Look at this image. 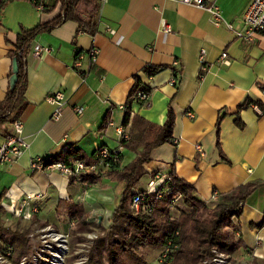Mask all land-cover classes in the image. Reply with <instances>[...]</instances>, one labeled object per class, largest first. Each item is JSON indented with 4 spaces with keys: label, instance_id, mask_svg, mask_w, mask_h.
<instances>
[{
    "label": "crops",
    "instance_id": "obj_1",
    "mask_svg": "<svg viewBox=\"0 0 264 264\" xmlns=\"http://www.w3.org/2000/svg\"><path fill=\"white\" fill-rule=\"evenodd\" d=\"M43 1L48 10L55 8L43 12L29 0H13L0 13V102L11 89L14 62L9 53L21 29L50 23L61 12L56 0ZM251 1L218 0L232 29L215 25L204 10L172 0H105L95 35L78 33V24L69 20L37 36L27 57V106L21 115L28 148L20 159L0 169L2 220L13 219V209L28 194H40V211L34 218L75 221L77 215L71 212L77 210L87 215L90 225L93 217L104 224L118 208L123 188L109 178V168L95 174L96 184L85 185L71 183L56 169L34 171L33 161L51 160L69 147L93 161L99 150L107 148L120 150L122 169L143 150L141 143H135V135L145 125L163 126L169 110L175 116L174 142L152 152L136 192L147 190L155 174L167 176L172 169L208 204L215 193L264 183V33L252 44L235 34L244 29ZM168 26L171 33L165 32ZM36 45L50 51L37 57ZM94 47L99 50L98 61L90 64L85 56L81 75L74 63ZM202 50L206 52L204 73L199 62ZM224 51L231 59L229 67L217 63ZM147 68L158 71L150 75ZM137 81L139 91H150L149 104L139 103L135 95L131 98ZM56 91L65 96L58 121L52 119L55 107L46 101ZM248 103L258 105L262 114L243 108ZM127 106L130 119L125 125ZM77 107H84V113L77 114ZM237 119L243 128L236 125ZM119 129L128 140L121 139ZM12 131L13 125L0 129V145ZM126 152L131 154L127 162ZM236 222L241 236L244 232L245 256L264 264V185L248 198Z\"/></svg>",
    "mask_w": 264,
    "mask_h": 264
},
{
    "label": "trees",
    "instance_id": "obj_2",
    "mask_svg": "<svg viewBox=\"0 0 264 264\" xmlns=\"http://www.w3.org/2000/svg\"><path fill=\"white\" fill-rule=\"evenodd\" d=\"M11 1L13 0L0 1V13L4 5ZM29 1L35 7L42 4L44 6L43 12L52 11L55 8L48 10V6L43 0ZM55 4L61 5L60 14L50 23L40 24L31 29L22 28L14 49L9 53L14 64H17V80L15 87L9 90L5 100L0 102V129L13 125L16 120L21 119V115L27 106L25 100L28 84L27 57L31 44L37 36L51 31L69 20L78 24V33L95 35L98 31V16L101 8L99 0H56ZM83 6L91 9L83 11ZM157 71V69L152 68L146 69L150 75ZM13 76L14 65L12 78ZM140 87V83L137 81L131 94L132 99L139 92ZM251 104L254 103H248L243 108H247ZM129 119L130 111L128 109L124 121L125 125L129 123ZM106 123L107 120H105L103 128L106 127ZM174 125L175 116L173 111L169 110L167 121L163 126L145 125L141 134L135 135V143H141L143 150L137 154L131 163L121 169V153L115 155L117 161L112 158L105 163L110 169L109 178L119 181L123 185L118 208L110 219L109 227L103 230L106 233L105 236L95 240V248H104L107 251V264H150L139 254V251L143 248L162 247L164 249L169 246L170 242L178 247L177 249L172 247L174 251L171 264H203L212 259L214 250L225 254H234L242 248L240 241L230 243L222 232L231 228L243 215L244 204L264 183H249L228 193L218 194V200L212 202L211 205L214 208H211L210 204L198 196L196 189L191 184L179 178L174 169L167 175L169 180L159 189V193L147 195L146 190L136 192V186L144 175L143 166L151 161L152 152L164 144H173ZM236 125L243 128V123L239 119H237ZM219 129L220 121L218 133ZM217 146L220 150L219 140ZM111 154L114 155V152ZM97 158L96 153L93 161L92 159L89 160L81 154L80 150L69 147L51 160H47L50 163L66 162L70 165L76 161H82L86 166H90L97 162ZM98 180L99 178L93 172H87L80 179L70 177L71 183L78 181L85 185L96 184ZM159 194L161 197H158ZM137 197H144L138 211L133 209V201ZM178 203L183 204L187 211L181 212L177 217L172 213ZM4 213L5 210L0 207V216ZM71 215H77L74 218L79 229L90 228V224L86 221L87 215L83 211L73 210ZM8 231L10 232V229L3 227L0 219V239L2 232ZM20 243L22 245H17L16 251L13 252H17L19 249V253L24 255L30 247L23 240ZM93 254L89 257V264H98L96 256ZM252 264L259 263L253 259Z\"/></svg>",
    "mask_w": 264,
    "mask_h": 264
},
{
    "label": "built area",
    "instance_id": "obj_3",
    "mask_svg": "<svg viewBox=\"0 0 264 264\" xmlns=\"http://www.w3.org/2000/svg\"><path fill=\"white\" fill-rule=\"evenodd\" d=\"M1 1V0H0ZM7 1V0H2ZM105 0H99L102 3ZM184 5L192 6L201 10L208 12L212 18V21L215 25L219 26L222 24H226L229 29H232L233 26L229 23H226L225 18L222 15V11L220 6L218 5V0H172ZM38 10L43 11L44 6L42 4L36 7ZM166 33H171L172 29L168 26L165 29ZM111 33L115 34V31H111ZM264 33V0H252L250 5L248 6L245 15H244V29L241 31H235V34L238 39L246 42L247 44H252L255 40ZM34 55L39 57L44 52H49L50 49L42 48L36 45L33 49ZM206 52L202 50L199 56V62L203 73L207 69ZM87 56L90 64H95L98 61L99 50L97 48H92L88 51L86 55H80L78 59L74 63V69L83 75L84 68V57ZM219 65H223L225 67H229L231 65V59L229 54L224 51L221 53L220 57L217 60ZM172 85H177V79L173 78L171 80ZM136 100L141 104H149L150 100V91L141 90L135 94ZM46 101L52 104L55 107V111L52 115V119L54 121L60 120L63 114V109L65 106V96L61 91H56L54 93H50L46 97ZM249 107H252L255 111L262 114L260 108L256 104H251ZM85 111L84 107H77V114L81 115ZM191 119H194V115L192 113L188 114ZM23 129L24 122L21 119H18L13 124L12 133L6 138L5 142L0 145V169L7 164H13L18 159H20L25 151L28 148V144L23 137ZM118 135L124 141L128 140L129 137L123 129L118 130ZM197 150L202 153V148L197 146ZM114 152V155L111 153ZM120 150L111 151L107 148H103L97 152V162L90 166H86L82 161H76L72 165L66 162H58V163H50L46 158H36L32 163V169L34 171H44L49 169H56L60 171L67 177H75L80 179V177L87 172H93L94 174L98 173L101 168H108L106 166V161L114 158L115 155H119ZM169 180L168 176L157 174L155 177L149 182L147 187V195H154L159 193V189ZM161 197V194L158 195ZM41 199L40 194H28L18 205L13 209L14 215L16 217L31 220L33 219L40 211L39 205L37 203L38 200ZM218 200V193L214 194L213 202ZM144 201V197H137L133 201V209L138 211L140 209L141 203ZM175 202V201H174ZM57 235V233H56ZM63 243H65L64 237L62 235H58ZM58 247V246H57ZM178 247L173 245V243H169L167 248H164V252H162L159 256L158 263L159 264H171L173 256L172 253L174 249ZM58 250L61 252V248L58 247ZM63 250V249H62ZM13 249L10 245L4 243L0 239V264H9L10 259H12ZM54 258V257H53ZM52 258V261H53ZM217 260V259H216ZM61 258H58V264H61ZM20 264H29L26 261H22ZM52 264V262H51Z\"/></svg>",
    "mask_w": 264,
    "mask_h": 264
},
{
    "label": "rangeland",
    "instance_id": "obj_4",
    "mask_svg": "<svg viewBox=\"0 0 264 264\" xmlns=\"http://www.w3.org/2000/svg\"><path fill=\"white\" fill-rule=\"evenodd\" d=\"M83 9V11H85L91 8L83 6ZM129 155L131 154L126 152V162L129 161ZM152 179L153 177L150 181ZM211 205L212 204H210V207L214 208ZM183 211H187V208L183 204L178 203V206L172 214L178 217ZM4 218L5 220H2V217H0L4 227L9 228L10 232H2L1 240L10 245L13 251L17 245H22L20 243L22 240L30 247L24 255H21V252L19 253V249L17 252H13L9 264H20L22 261H26L29 264H51L53 258L52 250H58V242L50 235L52 232L55 234L57 233V236L62 235L65 240V243H63L64 248L63 250L61 249L60 252L61 264H89V257L93 253V255L96 256L98 264L108 263L107 251L104 248H95V240L105 236L106 233L103 230L109 227V217L108 220H104V224L103 221L100 224L98 217H93L91 219L90 228L86 230L79 229L77 221L71 220L70 218L48 219L43 216L31 220H24L16 217V215H14L11 220L8 219V216ZM242 220L243 217L241 218V224ZM236 223L237 222H235L231 228L222 232L230 243H236L238 241L242 243L241 237H244V232H242L243 235L241 236ZM239 229L243 231L242 225H240ZM14 233L19 235L18 237L20 239L15 236ZM162 252H164L162 247L143 248L139 251V254H141L148 263L159 264L158 260ZM212 253V259L205 261L203 264H252V259L245 256V252L242 248L234 254H225L216 250Z\"/></svg>",
    "mask_w": 264,
    "mask_h": 264
},
{
    "label": "bare ground",
    "instance_id": "obj_5",
    "mask_svg": "<svg viewBox=\"0 0 264 264\" xmlns=\"http://www.w3.org/2000/svg\"><path fill=\"white\" fill-rule=\"evenodd\" d=\"M50 235L52 236V238L58 242V247H60L61 249L64 248V244L63 241L61 240V238L59 236H57L54 232L50 233ZM54 251V252H53ZM52 254H53V261L52 264H58V258L60 256V251L59 250H52Z\"/></svg>",
    "mask_w": 264,
    "mask_h": 264
},
{
    "label": "water",
    "instance_id": "obj_6",
    "mask_svg": "<svg viewBox=\"0 0 264 264\" xmlns=\"http://www.w3.org/2000/svg\"><path fill=\"white\" fill-rule=\"evenodd\" d=\"M16 73H17V64L15 63L14 64V76H13V78L11 80V88L15 87V83H16V80H17Z\"/></svg>",
    "mask_w": 264,
    "mask_h": 264
}]
</instances>
